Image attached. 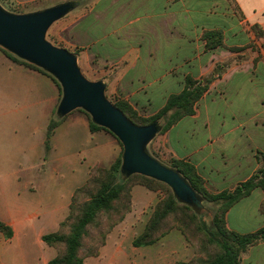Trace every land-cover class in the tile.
Wrapping results in <instances>:
<instances>
[{
    "label": "crops",
    "instance_id": "0c3cea01",
    "mask_svg": "<svg viewBox=\"0 0 264 264\" xmlns=\"http://www.w3.org/2000/svg\"><path fill=\"white\" fill-rule=\"evenodd\" d=\"M114 1H97L69 28L73 42L82 47L77 60H103L115 72L122 98L148 114L183 88L186 74L206 77L218 67L195 113L155 142L168 157L192 163L215 190L247 179L260 165L257 152L264 154V0H131L137 2L133 13L143 17L130 25L127 7L114 9ZM215 28L222 30L226 47L205 50L201 32ZM59 100L60 90L50 76L0 50V221L12 230L9 238L0 234V264H48L56 251L42 235L58 229L88 169L108 166L119 155V140L103 129L91 131L83 116L75 118L79 125L60 121L47 138ZM81 148L86 151L83 172ZM130 193L131 210L120 228L136 235L157 194L140 184ZM135 197L140 199L137 208ZM262 198L263 190L255 188L234 203L226 212L227 227L246 233L263 226ZM234 208L236 222L230 226ZM250 217L259 221L256 226ZM132 239L123 244L118 235H109L98 257H88L84 264H127L133 255L143 259L145 245L134 246ZM147 261L163 264L165 256ZM240 261L264 264V240L248 247Z\"/></svg>",
    "mask_w": 264,
    "mask_h": 264
},
{
    "label": "trees",
    "instance_id": "16d2710c",
    "mask_svg": "<svg viewBox=\"0 0 264 264\" xmlns=\"http://www.w3.org/2000/svg\"><path fill=\"white\" fill-rule=\"evenodd\" d=\"M200 39L204 43L205 50H211L219 46L226 47L221 29H204L201 32ZM0 50L8 57L47 74L58 86L57 81L44 70L15 57L1 48ZM218 72L219 68L215 67L213 73L206 77L193 78L186 74L184 76L183 88L177 93L169 94L165 99L164 104L156 112L147 117L141 116L124 98H115V101H112V104L119 108L126 118L136 125H147L152 122L163 120V123L162 125H159V131L157 132L162 133L183 117L195 113L197 101L208 91L209 84ZM59 121L60 119L55 121L51 119L47 130V138L51 135L53 128L59 124ZM88 122L91 131L104 129L101 126L92 123L89 119ZM149 154L165 164L154 154ZM257 159L259 160L260 165L252 175L244 181L237 183L232 189H223L216 193H211L205 188L204 178L200 176L195 166L189 161L172 157L169 164H165L178 171L186 179L201 201L204 199L217 206V210L214 211L211 218L210 225H208V229H211V231H206V234L208 240L219 247V252L211 258L205 259L201 264H241V254L248 247L264 240V225L255 231L240 233L229 229L225 224L226 212L234 203L249 195L255 188H260L264 192V154L262 153L261 156L257 155ZM120 166L121 154L117 156L108 169L104 171L107 175L104 179L97 182L99 184L98 189L95 192H88V200L84 201L78 208V214L74 213V210L77 208L75 207L76 195L85 191L86 187L91 185V175L97 171L98 167H91V170L89 171L90 177L88 176L89 178L82 185L73 190L69 202L68 213L60 222L58 229L43 234L41 237L46 244L52 246L56 251L55 256L48 261V264H83V240L87 233L88 226L94 223L99 212L112 209L113 202L120 199L125 184L129 181L133 180L132 186L140 184L152 191L157 189V187H163L166 193L165 200H161L156 206H154L150 218L145 222L143 230L133 238L132 244L134 246H144L153 243L163 233L162 231L157 234L162 222L167 218L169 213L175 210L177 205L182 204L184 207L188 208L189 206L194 210H198V208L193 206L180 203V201H178L172 194L173 192H171V188L165 183L139 173L125 176L121 173ZM119 173L123 177L120 182L116 181ZM130 187L131 185H129L128 189H130ZM263 206L264 203L261 201L259 205L260 212L262 211ZM66 225L69 227V230L64 232L63 227ZM0 232L3 233L5 238L12 236L11 228L1 221ZM103 241L104 236H102V242ZM59 245L63 246V250L57 248ZM94 250L92 252H94ZM92 252L86 256L92 255Z\"/></svg>",
    "mask_w": 264,
    "mask_h": 264
},
{
    "label": "rangeland",
    "instance_id": "374dc122",
    "mask_svg": "<svg viewBox=\"0 0 264 264\" xmlns=\"http://www.w3.org/2000/svg\"><path fill=\"white\" fill-rule=\"evenodd\" d=\"M67 1L75 2L76 5L66 14H64L61 18L54 21L49 26V28L45 33V39L54 46L65 48L72 54L74 55L76 54L77 57L80 55L82 47H79L77 44L73 42L69 34V28L71 27L72 24L80 20L87 12H89V10L93 8V6L97 3V1L100 4H103V0L100 1L99 0H30V1L28 0L22 2H19L17 0H0V5L9 12L28 13ZM114 4H115L114 9L121 4H124V6L127 7V11L129 15L128 25H130V23L136 20L137 18L143 17L142 14H139L137 16L136 15L137 13H133V9L136 8L137 2L131 0H127V1L115 0ZM130 6L132 8H130ZM253 30L256 34L259 32V28L253 27ZM77 63L82 74L87 79L95 80V81L102 80L104 82L105 97L111 103L112 101H115V98H122V96L118 92L117 83L115 82V78H114L115 72L111 73L110 71H108L107 67L105 66L106 64L103 63V60L99 61L98 59L95 58L91 60L82 59L81 61L77 60ZM54 79L56 80V78ZM56 81L60 89V98H61L62 95L61 84L58 80ZM137 111L141 116L144 117L151 115L142 110H137ZM77 116H83L87 119V122L89 119L92 123L95 124V122L92 121L90 114L81 108H74L61 117H59L56 113H54L52 120L55 121L60 119V121H64L62 125H79L77 120H75ZM157 123L158 125H162L163 120L158 121ZM103 130L111 134L113 137H116L107 128H104ZM18 132L19 131H17V133ZM160 134L161 133L156 134V136L146 145V149L149 153L154 154L157 158H159V160H161L165 164H169L170 159L172 157H168V155H166V152L162 150V147L161 146L159 147L158 144L155 142ZM38 135L39 134L36 135L35 133L32 134V136L34 137H38ZM118 143H119V155H120L122 151V146L119 141ZM262 153L257 152L259 156H261ZM85 157H86V151L85 149L81 148L79 152V161H80L79 168L81 172L85 171L87 168L86 162L83 160V158ZM109 166L110 165L97 166L98 167L97 171H95L91 175L92 177L91 185L87 186L85 191H82L76 195L75 207L77 208L74 210L75 214H78V208L82 205V203L88 200V196H89L88 192H95L98 189L99 184L97 182L106 177L107 173H105L104 171H106ZM90 170L91 167L88 169V175L85 178V181L90 177L89 176ZM122 178H123L122 175L119 173L116 181L120 182ZM204 184H205V188L211 193H216L220 191L213 189L205 181ZM129 185H131L130 189H128ZM132 185H133V180L127 182L125 184V188L122 192L120 199L113 202L112 209L108 211L99 212L94 223L88 226L87 233L85 234L83 240L84 246L82 248V255L84 257V260H86L88 257H95V258L98 257L100 249L105 244L107 237L109 235H118L121 241H123V244L126 243L129 244L131 238H134L136 235L140 233L139 232L138 234L133 235L129 232L122 231L121 229L123 228H120V225L123 223V221H125L126 214L131 210L132 204H131L130 191ZM142 188L145 189L144 187ZM154 192L157 194V200L153 205H151L147 209L144 215V218L147 217V220L150 218L154 206H156V204H158L161 200H165L166 198L165 189L163 187H157V189H155ZM134 200H135V207L137 208L140 199H136L135 197ZM261 201L264 203V192ZM215 210H217V206L204 199L202 201V207L198 208V210L197 209L194 210L189 206L188 208L184 207L182 204L177 205L175 210L169 213L167 218L162 222L161 227L157 232V234L162 231L163 233L153 243L145 245V248L143 247V249L147 251V253H145V257L143 259L137 260L134 255L129 256L127 257V264H135V262L137 261L139 264H146L148 262L147 260H149V256L158 257L160 254H163L165 256V261H163V264H177V263L201 264V262L204 261L205 259L213 257L217 252H219V247L215 243L208 240L206 231L207 232L211 231V229H208V225H210V221ZM236 212L237 210L236 208H234L230 211L228 215V223L230 224V226H233L234 221L236 222L235 219ZM261 213L264 214V206L262 208ZM250 220L252 225L255 224L253 226H256V224L259 222L257 219H255V217H250ZM225 224L227 227L226 215H225ZM68 230L69 227L67 225L63 227L64 232H67ZM0 234L3 235L2 232H0ZM175 234L177 235V237L173 236ZM102 236H104L103 242H102ZM57 248L59 250H63L62 245L57 246ZM93 250L94 252H92ZM90 252H92L93 254L86 256ZM153 261H150L149 263H154Z\"/></svg>",
    "mask_w": 264,
    "mask_h": 264
},
{
    "label": "water",
    "instance_id": "95a60500",
    "mask_svg": "<svg viewBox=\"0 0 264 264\" xmlns=\"http://www.w3.org/2000/svg\"><path fill=\"white\" fill-rule=\"evenodd\" d=\"M75 6L72 1L28 13H14L0 5V47L56 78L61 98L56 114L61 117L74 108L88 112L96 125L110 130L122 145L120 171L139 173L168 185L176 199L195 208L202 201L175 169L152 157L146 145L159 131L157 122L136 125L105 97L102 80H89L81 72L77 57L45 39L49 26Z\"/></svg>",
    "mask_w": 264,
    "mask_h": 264
}]
</instances>
